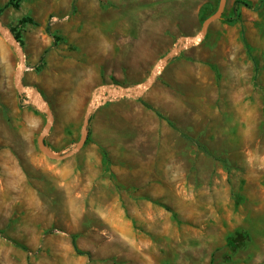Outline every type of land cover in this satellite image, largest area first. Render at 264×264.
Segmentation results:
<instances>
[{
  "label": "rangeland",
  "instance_id": "obj_1",
  "mask_svg": "<svg viewBox=\"0 0 264 264\" xmlns=\"http://www.w3.org/2000/svg\"><path fill=\"white\" fill-rule=\"evenodd\" d=\"M220 1L26 0L0 13L20 38L22 85L51 112V154L75 148L103 97L82 149L47 158L46 114L17 90L0 35V264H264V0H226L203 38L121 95Z\"/></svg>",
  "mask_w": 264,
  "mask_h": 264
},
{
  "label": "water",
  "instance_id": "obj_2",
  "mask_svg": "<svg viewBox=\"0 0 264 264\" xmlns=\"http://www.w3.org/2000/svg\"><path fill=\"white\" fill-rule=\"evenodd\" d=\"M225 4H226V0H221L218 10L212 16H210L209 18L204 20V22L202 23L201 33L199 34V37L197 36L199 40L201 38H203V36L205 34L206 27L211 22L221 19L222 13L224 11ZM0 35L3 36L8 41V43L15 48V50L17 52V56H18V59H19V66H18V69H17V72H16V81H15L17 90L19 92H22V93H27L28 91H31L34 96H38L37 92H35V91L31 90V89L25 88L22 85V83H21L22 63H23L22 49H21L19 43L13 38L12 34L1 23H0ZM197 37H195V36H191V37L183 36V37H181L179 39V42H178L180 44V46L176 47L174 52H171V53L167 54V56H165L163 58L162 62L166 61L172 53H178L180 51V49H181V44L183 42H188L190 44H193V43H195ZM158 66H159V64H157L155 66V68L153 70V73L150 76V78L147 79L142 85L135 86L133 88L123 90L121 92V95L122 96H129V92L135 91V90L139 89L141 86L142 87H146V86L150 85L153 82V80L155 79V76L157 74ZM119 93H120L119 91H116V89H113L108 94L109 95H114V94H119ZM98 97H99V99H103L102 96L94 97L92 103L88 107V110H87V112H86V114L84 116L83 123H82L81 136H80V139H79L78 143L76 144L75 148L73 150H71L70 152H68L66 154H63V155H60V156H55V155L51 154L48 151V149L46 148L45 143H44V137L48 133V131L50 129V125H51V112H50V110L47 107H46L45 110H42L40 108V105L38 103H35V105L41 111H43L46 114V117H47L46 126H45L43 132L37 138V146H38L40 152L43 153L47 158H49L51 160H58V161L64 160L67 157H70V156L74 155L75 153L79 152L82 149V147L85 145L86 140L88 138V134H89V130H88L89 117H90V113L95 108V101L97 100Z\"/></svg>",
  "mask_w": 264,
  "mask_h": 264
},
{
  "label": "trees",
  "instance_id": "obj_3",
  "mask_svg": "<svg viewBox=\"0 0 264 264\" xmlns=\"http://www.w3.org/2000/svg\"><path fill=\"white\" fill-rule=\"evenodd\" d=\"M22 1H26V0H8L3 6L0 7V13L3 12V10L8 8V7H12L14 9H17L19 7V3ZM11 33H12V30H11ZM47 33H49V32H47ZM13 36L17 42H20V40H19L20 38H19V35L17 33L13 34ZM87 141H88V138L86 140V143H87ZM72 245H73L75 251L78 252L74 242H72Z\"/></svg>",
  "mask_w": 264,
  "mask_h": 264
},
{
  "label": "bare ground",
  "instance_id": "obj_4",
  "mask_svg": "<svg viewBox=\"0 0 264 264\" xmlns=\"http://www.w3.org/2000/svg\"><path fill=\"white\" fill-rule=\"evenodd\" d=\"M198 37H199V36H198ZM198 37H197L195 43H197V42L199 41ZM162 63H163V62H161V63L159 64L157 71H159L160 68L162 67V66H161ZM24 68H25V67H24V64L22 63V69H24ZM27 95L30 96V97H32V98L34 97V98H35V103H38V104L40 105V108H41L42 110H45V109H46V105H45V104L43 105V103L41 102V98H40V96H34L33 93H32L31 91H28V92H27ZM98 100H99V97H98L97 100L95 101V104L97 103Z\"/></svg>",
  "mask_w": 264,
  "mask_h": 264
},
{
  "label": "built area",
  "instance_id": "obj_5",
  "mask_svg": "<svg viewBox=\"0 0 264 264\" xmlns=\"http://www.w3.org/2000/svg\"><path fill=\"white\" fill-rule=\"evenodd\" d=\"M24 69H25V68H24ZM24 69H22V71H23Z\"/></svg>",
  "mask_w": 264,
  "mask_h": 264
}]
</instances>
